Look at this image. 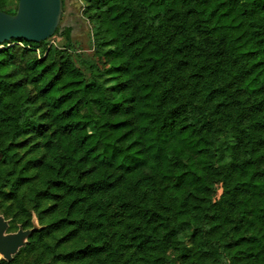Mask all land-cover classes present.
Masks as SVG:
<instances>
[{"label": "trees", "instance_id": "trees-1", "mask_svg": "<svg viewBox=\"0 0 264 264\" xmlns=\"http://www.w3.org/2000/svg\"><path fill=\"white\" fill-rule=\"evenodd\" d=\"M82 2L92 58L74 63L70 29L0 50V202L24 229L35 213L25 249L264 264V0Z\"/></svg>", "mask_w": 264, "mask_h": 264}, {"label": "water", "instance_id": "water-1", "mask_svg": "<svg viewBox=\"0 0 264 264\" xmlns=\"http://www.w3.org/2000/svg\"><path fill=\"white\" fill-rule=\"evenodd\" d=\"M62 13V0H18L16 12L0 11V46L11 41L40 44L52 38ZM7 222L0 217V257L10 262L24 247L33 230L18 229L7 234Z\"/></svg>", "mask_w": 264, "mask_h": 264}, {"label": "rangeland", "instance_id": "rangeland-1", "mask_svg": "<svg viewBox=\"0 0 264 264\" xmlns=\"http://www.w3.org/2000/svg\"><path fill=\"white\" fill-rule=\"evenodd\" d=\"M85 6L82 2V0H62V13L60 17V21L58 24V31L59 33L52 38H50L47 41L46 48L55 47V48H64L65 42L63 41V38L61 37V33L65 29H70V53L73 57L74 63L77 65L78 58H92L94 56V46L92 41V34H91V25L89 23V20L85 16ZM159 11L162 12L160 9ZM18 44L17 41L15 42H9L6 43L5 46L2 48L0 47V50L4 49L5 47H9L12 45ZM2 173H0L1 175ZM216 189V195H215V201L220 198L222 195V185L217 184L215 186ZM0 217H2L8 225L7 234H13L18 231V229L22 230H33L36 231L40 227L38 225V221L36 218L35 213L30 212L29 214V220H30V228H23L24 219L18 216L15 211H12L8 208V204H1L0 202ZM33 231V232H34ZM32 232V233H33ZM190 232L186 231L185 234L181 237V240L189 244L188 234ZM233 236V235H232ZM231 236V242L235 241L232 239ZM28 240V239H27ZM27 240L25 242L24 247L20 248L18 252L12 257V260L10 262L4 261L0 257V261H4L6 263L11 264H40L43 261H45V257L40 253L39 250H27L25 249Z\"/></svg>", "mask_w": 264, "mask_h": 264}, {"label": "bare ground", "instance_id": "bare-ground-1", "mask_svg": "<svg viewBox=\"0 0 264 264\" xmlns=\"http://www.w3.org/2000/svg\"><path fill=\"white\" fill-rule=\"evenodd\" d=\"M2 46V45H1Z\"/></svg>", "mask_w": 264, "mask_h": 264}]
</instances>
